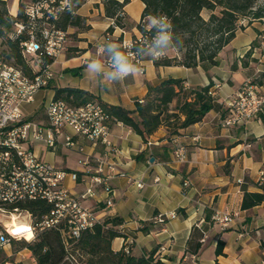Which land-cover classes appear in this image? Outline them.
<instances>
[{
    "label": "crops",
    "instance_id": "1",
    "mask_svg": "<svg viewBox=\"0 0 264 264\" xmlns=\"http://www.w3.org/2000/svg\"><path fill=\"white\" fill-rule=\"evenodd\" d=\"M18 1L16 11L10 10L13 16ZM133 1L124 7L128 21V7ZM138 1L141 7L134 23L143 8ZM77 14L86 18L90 29L76 33V28H69L65 32L66 36L73 32L78 41L70 44L65 38L62 53L51 65L54 77L33 102L23 107L28 118L45 121L44 106L61 87L78 88L102 103L135 111L136 101L143 100L147 93V85L158 86L168 78L181 79L184 89L210 84L212 107L200 122L172 136L160 126L144 140L124 123L111 124L108 139L120 150L118 153L102 143L93 145L75 136L81 150L59 145L51 151L37 144L36 155L67 172H80L83 167L79 160L85 156L105 158L116 165L122 174L109 180L111 192L98 188L95 197L83 202L101 222L120 220L113 226L122 235L112 240L114 251L127 242L130 255L148 256L155 251L154 258L161 264H264V201L249 209L241 207L245 192H262L258 184L264 174V108L238 124L222 125L231 95L258 71L264 74V57L254 52L259 42L256 27L238 30L219 51L216 64L156 67L151 60H142L132 65L133 72L121 75L117 64H108L103 33L112 20L104 15L101 0H85ZM134 30V26L131 31L116 27L112 39L122 35L124 43H128L127 34L137 36ZM246 32V37L234 45L237 36ZM94 64L97 67H92ZM56 66H60L59 74ZM176 104L174 99L170 108ZM178 146L186 150L181 159L174 156ZM66 151L75 155L73 166H68ZM137 182L142 186L137 187ZM65 184L74 193L83 189L69 177ZM109 199L111 206L106 205ZM216 211L232 214L233 221L226 226L216 224L212 220ZM170 213L175 217L164 223L156 220L158 215ZM24 250L31 254L28 249L21 252ZM30 259V264H36L32 256Z\"/></svg>",
    "mask_w": 264,
    "mask_h": 264
},
{
    "label": "trees",
    "instance_id": "2",
    "mask_svg": "<svg viewBox=\"0 0 264 264\" xmlns=\"http://www.w3.org/2000/svg\"><path fill=\"white\" fill-rule=\"evenodd\" d=\"M23 0L18 1L15 16L9 14L6 1L0 0V38L5 46L0 50L6 61L19 68L25 75H32V66L23 52L22 43L34 40L44 42V27H54L66 32L76 28V33L87 31L90 25L86 18L77 14L85 0ZM143 8L134 27L139 36L132 35L128 47L122 46L123 36L106 40L104 48L107 57L116 62L115 56L121 54L129 64L151 60L154 66H184L194 68L199 63H217L219 51L227 45L238 30L246 26L239 25L241 18L249 20L264 18V8H255V0H140ZM104 15L112 20L103 35L113 33L116 27L126 31L124 20L127 15L124 7L130 0H101ZM48 4L41 9V18L32 20L27 14L29 5ZM206 10L207 18L202 16ZM157 23H153V21ZM251 21H249L248 25ZM21 25L19 33L14 27ZM17 30V29H16ZM162 34L169 39L161 41ZM47 62H52L47 58ZM181 79L168 78L158 86L147 85V93L142 103L136 101V110L130 111L119 105L100 102L112 119L120 121L139 134L144 140L164 126L169 136L176 135L181 129L198 123L211 109L213 96L211 85L184 89ZM54 99H63L72 105H81L89 100H97L91 94L74 87H61L55 90ZM174 108H170L173 100ZM98 101V100H97ZM262 192H245L242 209H249L264 201V174L258 184ZM23 208L31 212H41L48 207L40 201L26 203ZM119 219L105 220L93 229L81 233L78 239H69L66 245L59 231L49 229L39 233L32 243L23 241L18 250L28 249L36 264H161L155 259V251L148 256L136 257L122 249L114 251L112 240L122 236L113 226ZM26 239H29L27 237ZM264 249V240L261 241ZM222 242L218 244L220 253ZM75 260V263H73Z\"/></svg>",
    "mask_w": 264,
    "mask_h": 264
},
{
    "label": "built area",
    "instance_id": "3",
    "mask_svg": "<svg viewBox=\"0 0 264 264\" xmlns=\"http://www.w3.org/2000/svg\"><path fill=\"white\" fill-rule=\"evenodd\" d=\"M60 4L66 6L68 1L62 0ZM42 8L47 9L48 4L32 5L27 9V14L32 20L40 18ZM21 29L22 26L17 25V33ZM43 34V44L34 40L22 43L23 52L34 57L31 76L6 61L0 52V264H26L12 258V245L22 239L32 243L39 233L55 229L67 245L69 239H78L82 232L101 224L96 213L84 206L83 202L95 197L98 188L109 194V180L122 174L114 163L105 158L91 159L85 156L79 160L83 167L80 172H67L40 159L34 152L37 144L51 151L59 145L81 150L74 141L75 136L85 138L93 145L102 143L112 152H120L113 147L108 135L111 124L122 125V122L112 119L97 100L75 106L63 99L51 98L44 106L45 121H35L25 115L24 105L33 102L35 95L47 88L54 77L51 65L64 49V31L50 27ZM254 52L264 57V39L259 41ZM47 58L52 62H47ZM108 64L116 62L109 58ZM138 102L142 103L143 100ZM262 108L264 74L258 71L231 95L222 125L227 127L250 119ZM185 153L183 146L174 150L177 159H181ZM67 177L74 183L82 184L83 189L78 193L71 191L65 184ZM136 185L142 186L140 182ZM33 201H40L48 210L41 212L38 209L33 213L23 208V205ZM106 205L111 206L112 201L107 200ZM19 217L25 220L22 223L27 230L17 232L13 229L12 220L14 218L16 221ZM173 217L174 213L158 215L156 220L164 223ZM233 218L232 214L219 211L212 216V220L221 226H226ZM24 232H30L31 237L26 239ZM128 245L125 242L126 252L129 251ZM19 252L21 250L14 253Z\"/></svg>",
    "mask_w": 264,
    "mask_h": 264
},
{
    "label": "rangeland",
    "instance_id": "4",
    "mask_svg": "<svg viewBox=\"0 0 264 264\" xmlns=\"http://www.w3.org/2000/svg\"><path fill=\"white\" fill-rule=\"evenodd\" d=\"M23 1L26 4H30L28 2V0H23ZM6 7H7V10L9 12V14H11L10 10H12V8L14 9V12H15L16 11V0H6ZM29 7H32V5H29ZM140 7H141V3L138 0L133 1L129 5V7H128L129 21L127 19L124 20L125 26H126V29H125L126 31H131L132 30V27L134 26V22L133 21L136 19L137 14H139ZM259 7L260 8L261 7L264 8V0H255V8H259ZM208 15H209V13L206 10L202 11V16L203 17L207 18ZM41 17H42V15H41ZM96 18H97V20L101 19L100 16H96ZM249 21H251L249 26H251L253 28L252 25H254L256 27L255 30L257 32L258 41L264 39V18L256 19V20L252 21V20H249L247 17H244V18L240 19L238 24L242 25V26H247ZM46 27H48V26L45 25L44 31L46 29H49V28H46ZM16 29H17V27H14L13 31H16ZM134 31L136 32L137 36L140 35L137 30H134ZM246 35H247V32L239 34L237 36L236 40L234 41V45H238V43L241 42V40H243L246 37ZM113 37H115L114 33H112V34L109 33V34H107V35H105L103 37V41L105 42L106 40H110ZM65 38H66V42L70 43V44L73 43V42L78 41V38L73 34V32H70ZM1 41H2V39L0 38V50H3L5 46L1 43ZM127 42L128 43H124V40H123L122 41V45L123 44H127V45L129 44L130 45L131 36H129V34H127ZM90 46H91V48H93V50H95V47L93 45H90ZM126 47H128V46H126ZM27 56H28V59H29V63H31V65H34V57L33 56H29V55H27ZM56 72L58 74L60 73V66H56ZM65 153L68 155V166H73L74 165V161H75V155L72 152H68V151H66ZM24 221L25 220L22 217H19L18 219H16L17 223H22ZM23 241H25V240L22 239L20 241L15 242L12 245V253H13L12 258H18V259H21L24 262L30 264L31 263V259H30L31 258V254L28 251L24 250L18 256H14V254H15L14 252L19 249L20 243L23 242ZM73 263H75V260H73Z\"/></svg>",
    "mask_w": 264,
    "mask_h": 264
},
{
    "label": "clouds",
    "instance_id": "5",
    "mask_svg": "<svg viewBox=\"0 0 264 264\" xmlns=\"http://www.w3.org/2000/svg\"><path fill=\"white\" fill-rule=\"evenodd\" d=\"M153 23H157V21H153ZM169 37L166 34H162L160 37L161 41H167ZM116 64H117V71L121 75H127L134 71V68L131 64L127 62V60L119 53L115 56ZM92 67H97V65H92Z\"/></svg>",
    "mask_w": 264,
    "mask_h": 264
},
{
    "label": "bare ground",
    "instance_id": "6",
    "mask_svg": "<svg viewBox=\"0 0 264 264\" xmlns=\"http://www.w3.org/2000/svg\"><path fill=\"white\" fill-rule=\"evenodd\" d=\"M11 225H12L13 229H14L15 231H17V232H21V231H25V230H27V227H26L25 224H23V223H17V222L15 221L14 218H13V220H12ZM24 234H25V237H26V238H27V237H29V238L31 237L30 232H24Z\"/></svg>",
    "mask_w": 264,
    "mask_h": 264
}]
</instances>
